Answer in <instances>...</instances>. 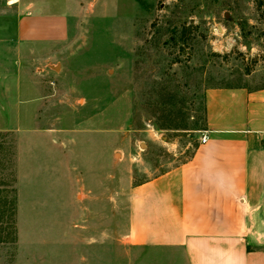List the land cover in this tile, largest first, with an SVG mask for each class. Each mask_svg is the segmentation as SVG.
Returning <instances> with one entry per match:
<instances>
[{
  "label": "rangeland",
  "instance_id": "obj_1",
  "mask_svg": "<svg viewBox=\"0 0 264 264\" xmlns=\"http://www.w3.org/2000/svg\"><path fill=\"white\" fill-rule=\"evenodd\" d=\"M34 5L70 14L65 40L19 38ZM238 85H264V0H0V264L179 258L135 243L130 188L188 161L206 90Z\"/></svg>",
  "mask_w": 264,
  "mask_h": 264
},
{
  "label": "crops",
  "instance_id": "obj_2",
  "mask_svg": "<svg viewBox=\"0 0 264 264\" xmlns=\"http://www.w3.org/2000/svg\"><path fill=\"white\" fill-rule=\"evenodd\" d=\"M44 6L19 19L21 40L66 39L70 14ZM205 113L192 157L130 188L131 236L179 254L151 263L264 264V85L210 87Z\"/></svg>",
  "mask_w": 264,
  "mask_h": 264
},
{
  "label": "built area",
  "instance_id": "obj_3",
  "mask_svg": "<svg viewBox=\"0 0 264 264\" xmlns=\"http://www.w3.org/2000/svg\"><path fill=\"white\" fill-rule=\"evenodd\" d=\"M18 0H9L10 3H16ZM208 139V136H207V131L206 130H203L202 131V136H201V142L202 143H205Z\"/></svg>",
  "mask_w": 264,
  "mask_h": 264
}]
</instances>
